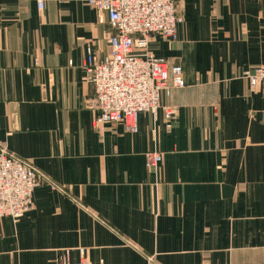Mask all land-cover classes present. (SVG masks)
Here are the masks:
<instances>
[{"label": "crops", "instance_id": "0c3cea01", "mask_svg": "<svg viewBox=\"0 0 264 264\" xmlns=\"http://www.w3.org/2000/svg\"><path fill=\"white\" fill-rule=\"evenodd\" d=\"M0 0V145L44 177L17 221L0 217V264H264V0H176L173 42L147 51L183 85L137 131L93 126L87 47L114 32L83 0ZM155 150V169L146 153Z\"/></svg>", "mask_w": 264, "mask_h": 264}, {"label": "built area", "instance_id": "2783aa9c", "mask_svg": "<svg viewBox=\"0 0 264 264\" xmlns=\"http://www.w3.org/2000/svg\"><path fill=\"white\" fill-rule=\"evenodd\" d=\"M90 7L105 12L114 32L107 38L108 54L97 57L87 47L84 60L86 80L94 88L91 106L95 111L93 126L122 123L125 131H137V116L141 112L163 111L165 122L177 117L173 105H161L162 94L183 85L182 69L168 65L164 58L147 51L148 42L162 35L167 42L177 38V26L182 22L176 0H83ZM39 10L43 0H37ZM251 88L264 87V66H258L247 76ZM147 166L155 169L161 154L146 153ZM45 177L28 161L19 158L0 145V217L17 221L32 207V193ZM56 264H93L83 253L75 262L68 260V250ZM103 264V263H97Z\"/></svg>", "mask_w": 264, "mask_h": 264}]
</instances>
